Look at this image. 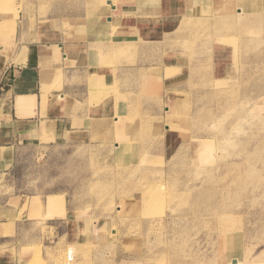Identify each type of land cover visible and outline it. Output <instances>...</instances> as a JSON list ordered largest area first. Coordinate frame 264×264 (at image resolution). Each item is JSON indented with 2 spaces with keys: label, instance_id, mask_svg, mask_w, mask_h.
<instances>
[{
  "label": "rangeland",
  "instance_id": "rangeland-1",
  "mask_svg": "<svg viewBox=\"0 0 264 264\" xmlns=\"http://www.w3.org/2000/svg\"><path fill=\"white\" fill-rule=\"evenodd\" d=\"M262 6L0 0L100 55L63 138L16 148L31 219L0 264H264Z\"/></svg>",
  "mask_w": 264,
  "mask_h": 264
},
{
  "label": "crops",
  "instance_id": "crops-1",
  "mask_svg": "<svg viewBox=\"0 0 264 264\" xmlns=\"http://www.w3.org/2000/svg\"><path fill=\"white\" fill-rule=\"evenodd\" d=\"M5 21L8 25L0 26L1 254L18 250L21 227L31 219H23L29 204L23 208L19 202L24 197L29 202L32 196L18 191L13 181L16 148L63 138L77 116L75 98L100 61L99 50L94 49L90 57L81 41L56 37L49 29L44 33L39 27L29 31L19 14Z\"/></svg>",
  "mask_w": 264,
  "mask_h": 264
},
{
  "label": "bare ground",
  "instance_id": "bare-ground-1",
  "mask_svg": "<svg viewBox=\"0 0 264 264\" xmlns=\"http://www.w3.org/2000/svg\"><path fill=\"white\" fill-rule=\"evenodd\" d=\"M262 13H261V20L260 21H250V19L249 20H247L245 23H243V25H242V27H243V29H244V32H247V31H252V29L253 30H258V29H260V30H262L263 31V23H264V6H262V11H261ZM230 23H232V21L230 22ZM233 24V23H232ZM216 64V67L219 69V71L221 70V69H223L224 67H220L221 66V62H215ZM205 143V141H200L198 144V146H197V149H201L202 147V144H204ZM56 196V195H55ZM55 196H51L50 197V201H48L51 205H53L54 206V202L55 201H53V198L55 197Z\"/></svg>",
  "mask_w": 264,
  "mask_h": 264
}]
</instances>
